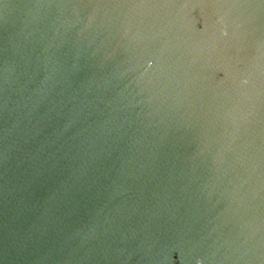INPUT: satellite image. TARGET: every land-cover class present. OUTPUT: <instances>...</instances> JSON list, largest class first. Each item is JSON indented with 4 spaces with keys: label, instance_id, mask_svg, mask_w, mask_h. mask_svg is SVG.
Instances as JSON below:
<instances>
[{
    "label": "water",
    "instance_id": "water-1",
    "mask_svg": "<svg viewBox=\"0 0 264 264\" xmlns=\"http://www.w3.org/2000/svg\"><path fill=\"white\" fill-rule=\"evenodd\" d=\"M0 264H264V0H0Z\"/></svg>",
    "mask_w": 264,
    "mask_h": 264
}]
</instances>
